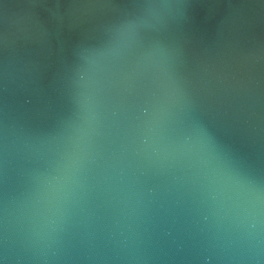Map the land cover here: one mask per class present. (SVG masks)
Here are the masks:
<instances>
[{"label":"water","instance_id":"water-1","mask_svg":"<svg viewBox=\"0 0 264 264\" xmlns=\"http://www.w3.org/2000/svg\"><path fill=\"white\" fill-rule=\"evenodd\" d=\"M38 2L0 0V264H264V0Z\"/></svg>","mask_w":264,"mask_h":264},{"label":"flooded vegetation","instance_id":"flooded-vegetation-1","mask_svg":"<svg viewBox=\"0 0 264 264\" xmlns=\"http://www.w3.org/2000/svg\"><path fill=\"white\" fill-rule=\"evenodd\" d=\"M24 2L25 3H29V4H31V3H33V4L34 3H36V4L39 3L38 0H37V2H36V0H24Z\"/></svg>","mask_w":264,"mask_h":264}]
</instances>
